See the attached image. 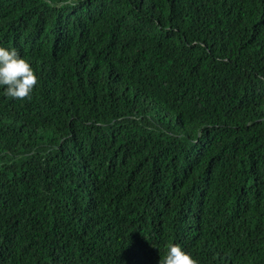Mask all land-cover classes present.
I'll list each match as a JSON object with an SVG mask.
<instances>
[{
	"label": "trees",
	"instance_id": "16d2710c",
	"mask_svg": "<svg viewBox=\"0 0 264 264\" xmlns=\"http://www.w3.org/2000/svg\"><path fill=\"white\" fill-rule=\"evenodd\" d=\"M0 264H264V0H0Z\"/></svg>",
	"mask_w": 264,
	"mask_h": 264
},
{
	"label": "clouds",
	"instance_id": "9594fccd",
	"mask_svg": "<svg viewBox=\"0 0 264 264\" xmlns=\"http://www.w3.org/2000/svg\"><path fill=\"white\" fill-rule=\"evenodd\" d=\"M39 77L31 63L15 48L0 46V87L12 99H31ZM159 264H198V261L176 243L167 246Z\"/></svg>",
	"mask_w": 264,
	"mask_h": 264
}]
</instances>
